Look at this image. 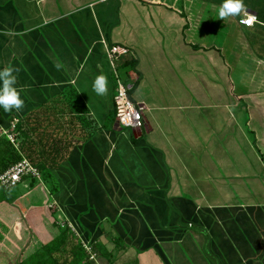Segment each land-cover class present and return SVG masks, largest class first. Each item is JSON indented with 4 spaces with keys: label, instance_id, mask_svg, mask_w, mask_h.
Listing matches in <instances>:
<instances>
[{
    "label": "crops",
    "instance_id": "crops-1",
    "mask_svg": "<svg viewBox=\"0 0 264 264\" xmlns=\"http://www.w3.org/2000/svg\"><path fill=\"white\" fill-rule=\"evenodd\" d=\"M223 2L0 0V68L23 100L0 127L75 132L57 192L21 185L27 226L0 211L12 237L46 244L66 222L95 264H264V0L220 18ZM105 46L129 52L139 130L117 127Z\"/></svg>",
    "mask_w": 264,
    "mask_h": 264
},
{
    "label": "trees",
    "instance_id": "trees-1",
    "mask_svg": "<svg viewBox=\"0 0 264 264\" xmlns=\"http://www.w3.org/2000/svg\"><path fill=\"white\" fill-rule=\"evenodd\" d=\"M118 68L120 67L118 66ZM62 130L63 128H59V132H62ZM16 131L18 136V152L13 149L4 137H0V174L23 157L40 173L41 182L46 188L48 195H53L57 192V182L51 170L58 169L66 161L70 151L75 146L74 143H71L75 132L68 130L66 135L60 134V136L54 137L46 144L44 139L46 129L34 130L42 134V136L37 135L38 138L35 137V139H30L28 135L20 136L18 134V131L21 132L19 127H17ZM77 137L79 138V135ZM88 138H83V140ZM38 185L40 183L36 180H28L26 186L27 192L32 191ZM8 192L10 191H3L0 188V211L8 217L20 218L22 223L27 226L26 220L21 213V207L16 204L19 197L17 195L13 196L10 193L7 194ZM15 209L18 210L17 215L13 214ZM10 227L8 221L3 222L0 220L1 238L2 236L12 238ZM60 227L57 226L58 235L46 244L37 241L31 229L28 228L27 238L18 251H15L16 249L12 242H9V245H4L7 247L0 249V252L4 254L10 252L11 255H14L12 264H95L93 260H90V256H96L94 251L98 250V247L92 245L87 247V251L79 238L71 232L68 226ZM101 256L107 261L110 259L107 253H103Z\"/></svg>",
    "mask_w": 264,
    "mask_h": 264
},
{
    "label": "built area",
    "instance_id": "built-area-1",
    "mask_svg": "<svg viewBox=\"0 0 264 264\" xmlns=\"http://www.w3.org/2000/svg\"><path fill=\"white\" fill-rule=\"evenodd\" d=\"M249 18L247 17L242 21L246 27H251L254 24L253 20H251V23H245ZM128 53L125 47L105 46L106 61L115 84L113 105L117 127L121 129L139 130L142 126V108L129 98L132 86L123 82L117 68L119 59L127 56ZM0 137H4L13 149L18 152V136L13 125L9 129L0 127ZM28 180H36L40 183L41 175L25 158L21 157L20 161L0 174V188L3 191H11L18 185L27 186ZM84 247L88 251V248L86 246ZM90 260H93L92 255L90 256Z\"/></svg>",
    "mask_w": 264,
    "mask_h": 264
},
{
    "label": "clouds",
    "instance_id": "clouds-1",
    "mask_svg": "<svg viewBox=\"0 0 264 264\" xmlns=\"http://www.w3.org/2000/svg\"><path fill=\"white\" fill-rule=\"evenodd\" d=\"M244 10L243 0H224L218 9V16L224 18L226 16H234ZM253 17L245 23H251ZM92 90L97 95H103L106 90V79L102 75H98L92 85ZM23 107V100L20 92L16 88V76L14 69L11 67L0 68V109L5 112L10 110H20Z\"/></svg>",
    "mask_w": 264,
    "mask_h": 264
},
{
    "label": "rangeland",
    "instance_id": "rangeland-1",
    "mask_svg": "<svg viewBox=\"0 0 264 264\" xmlns=\"http://www.w3.org/2000/svg\"><path fill=\"white\" fill-rule=\"evenodd\" d=\"M219 3H220V1H219ZM122 71H120V75H122L123 74V72L121 73ZM41 184L40 185H43L42 184V182H40ZM24 191H26L25 189H23L22 188V186L21 185H18L16 188H14V189H12L10 192H8L7 194H11V195H13V196H18V195H20L22 192H24ZM20 210V209H19ZM48 210V212H49V208L47 209ZM17 209H15L14 211H13V214H15V215H17L18 213H17ZM12 212V211H11ZM58 220V219H57ZM58 227H67V225H66V222H60V223H58V224H56ZM60 227V228H61ZM12 229L13 230H17V225L15 226V225H13L12 226ZM33 233V236H34V238L35 239H38L37 238V235L34 233V231L32 232ZM41 237H42V235H41ZM43 238V237H42ZM10 239H12V240H14V242L12 241V244H13V246H14V248H17V250L18 249H20V247L23 245V243H24V236H19L17 233L16 234H14V236L12 237V238H9V237H5V236H2V238L0 237V246H4V245H9V242H11L10 241ZM39 240V239H38ZM42 241H45V240H42ZM14 258V255H11V253L10 252H8V254H4V253H2V252H0V264H9V262H10V264H12L13 263V259Z\"/></svg>",
    "mask_w": 264,
    "mask_h": 264
}]
</instances>
